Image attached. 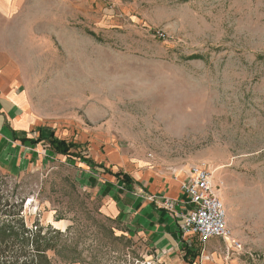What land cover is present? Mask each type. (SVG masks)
Wrapping results in <instances>:
<instances>
[{
  "label": "rangeland",
  "instance_id": "obj_1",
  "mask_svg": "<svg viewBox=\"0 0 264 264\" xmlns=\"http://www.w3.org/2000/svg\"><path fill=\"white\" fill-rule=\"evenodd\" d=\"M2 40L28 110L80 153L0 173L28 225L69 223L52 226L55 264H144L80 166L96 154L123 172L206 166L240 247L201 245L197 263L264 264V0H25Z\"/></svg>",
  "mask_w": 264,
  "mask_h": 264
},
{
  "label": "crops",
  "instance_id": "obj_2",
  "mask_svg": "<svg viewBox=\"0 0 264 264\" xmlns=\"http://www.w3.org/2000/svg\"><path fill=\"white\" fill-rule=\"evenodd\" d=\"M24 1L0 0V173L9 176H18L30 170L44 162L49 155L70 158L55 153L44 139L51 131L60 137L53 127L45 126L40 118L28 110V95L22 76L11 51L2 40L5 23L19 12ZM115 155L113 153L112 156L116 158ZM89 158L94 164L82 163L80 166L89 173L93 171L92 175L97 177L98 182L92 189L101 198V214L113 223L114 236L129 243L128 250L136 255L138 262L198 264L200 255L195 259L187 258L185 249L198 253L201 245L196 244V251L184 246L179 221L151 197L165 195L173 199L184 198L182 184L190 168L157 170L138 166L134 170L132 167L130 172L124 171L132 179L126 184L121 178L95 168V165L102 164L116 173L119 172L117 161L109 159L108 163H104L106 158L97 154ZM51 224L65 231L69 223L60 221ZM219 241L220 238H213L203 246Z\"/></svg>",
  "mask_w": 264,
  "mask_h": 264
},
{
  "label": "trees",
  "instance_id": "obj_3",
  "mask_svg": "<svg viewBox=\"0 0 264 264\" xmlns=\"http://www.w3.org/2000/svg\"><path fill=\"white\" fill-rule=\"evenodd\" d=\"M51 149L58 154L71 157H78L80 153L73 152L77 145L55 136V131H51L49 136L44 137ZM40 140V139H38ZM88 162L93 163L90 161ZM98 171L110 173L121 178L128 184L131 176L128 173L119 171L113 173L104 165H95ZM0 184V264H55L49 251L57 252V240L62 232L48 226H42L39 221L28 225L24 217V200L14 199L13 194L7 193ZM16 201H12V200ZM185 257L195 259L199 253L191 252L187 249Z\"/></svg>",
  "mask_w": 264,
  "mask_h": 264
},
{
  "label": "built area",
  "instance_id": "obj_4",
  "mask_svg": "<svg viewBox=\"0 0 264 264\" xmlns=\"http://www.w3.org/2000/svg\"><path fill=\"white\" fill-rule=\"evenodd\" d=\"M182 192L184 198L151 197L179 221L184 246L196 251V244L205 245L213 238H220L240 247L228 227L225 204L217 192L212 172L206 166L190 167Z\"/></svg>",
  "mask_w": 264,
  "mask_h": 264
}]
</instances>
